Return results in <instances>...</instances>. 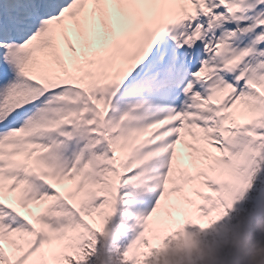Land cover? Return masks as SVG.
Masks as SVG:
<instances>
[{
  "label": "snow or ice",
  "instance_id": "6c2138e0",
  "mask_svg": "<svg viewBox=\"0 0 264 264\" xmlns=\"http://www.w3.org/2000/svg\"><path fill=\"white\" fill-rule=\"evenodd\" d=\"M257 192L264 0H0V264H90L121 205L162 264Z\"/></svg>",
  "mask_w": 264,
  "mask_h": 264
},
{
  "label": "trees",
  "instance_id": "16d2710c",
  "mask_svg": "<svg viewBox=\"0 0 264 264\" xmlns=\"http://www.w3.org/2000/svg\"><path fill=\"white\" fill-rule=\"evenodd\" d=\"M255 199L254 193L249 198V204L238 209L220 230L197 234L196 247L191 252L173 250L162 260V264H254L253 257L264 260V210L254 217ZM127 220L125 214L117 219L114 227H110V234L99 241L90 264H117L115 248H122L129 241ZM240 235L246 242L243 260L237 257Z\"/></svg>",
  "mask_w": 264,
  "mask_h": 264
},
{
  "label": "rangeland",
  "instance_id": "374dc122",
  "mask_svg": "<svg viewBox=\"0 0 264 264\" xmlns=\"http://www.w3.org/2000/svg\"><path fill=\"white\" fill-rule=\"evenodd\" d=\"M159 195V192L157 191V193H156V197ZM141 201H146V197L144 196V197H141ZM155 202V201H154ZM154 204V203H153ZM151 209V208H150ZM239 238H241L240 236H239ZM240 245H239V249H238V255H237V257L238 258H240L241 260H243V255H244V253H245V249H244V246H245V244L243 243V241H244V236L240 239ZM229 264H234V263H232V262H230ZM238 264H241V263H238ZM247 264H249V263H247Z\"/></svg>",
  "mask_w": 264,
  "mask_h": 264
},
{
  "label": "clouds",
  "instance_id": "9594fccd",
  "mask_svg": "<svg viewBox=\"0 0 264 264\" xmlns=\"http://www.w3.org/2000/svg\"><path fill=\"white\" fill-rule=\"evenodd\" d=\"M254 264H264V260H258L256 257H253Z\"/></svg>",
  "mask_w": 264,
  "mask_h": 264
}]
</instances>
